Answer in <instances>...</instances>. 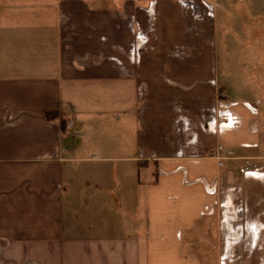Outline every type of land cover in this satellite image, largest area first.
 Segmentation results:
<instances>
[{
	"label": "crops",
	"instance_id": "crops-1",
	"mask_svg": "<svg viewBox=\"0 0 264 264\" xmlns=\"http://www.w3.org/2000/svg\"><path fill=\"white\" fill-rule=\"evenodd\" d=\"M217 1L0 0V264H264V69Z\"/></svg>",
	"mask_w": 264,
	"mask_h": 264
},
{
	"label": "rangeland",
	"instance_id": "rangeland-1",
	"mask_svg": "<svg viewBox=\"0 0 264 264\" xmlns=\"http://www.w3.org/2000/svg\"><path fill=\"white\" fill-rule=\"evenodd\" d=\"M96 2L118 5L119 0H96ZM217 2L221 6L219 10L221 67L228 66L232 70V63L237 60V56H245L247 64H253L256 60L261 63L255 65L256 71L260 74L264 69L263 59H260L264 56V0H218Z\"/></svg>",
	"mask_w": 264,
	"mask_h": 264
},
{
	"label": "built area",
	"instance_id": "built-area-1",
	"mask_svg": "<svg viewBox=\"0 0 264 264\" xmlns=\"http://www.w3.org/2000/svg\"><path fill=\"white\" fill-rule=\"evenodd\" d=\"M71 124L72 123H70V125ZM70 125L68 126V128L70 127ZM222 148H223L222 145H219L218 147L211 149V155L216 157L219 160V164H222V159H223V156L221 154Z\"/></svg>",
	"mask_w": 264,
	"mask_h": 264
},
{
	"label": "trees",
	"instance_id": "trees-1",
	"mask_svg": "<svg viewBox=\"0 0 264 264\" xmlns=\"http://www.w3.org/2000/svg\"><path fill=\"white\" fill-rule=\"evenodd\" d=\"M51 116V113H47V117H50Z\"/></svg>",
	"mask_w": 264,
	"mask_h": 264
}]
</instances>
